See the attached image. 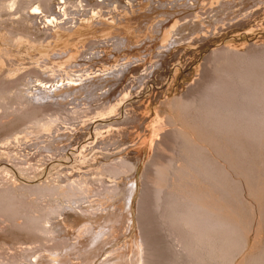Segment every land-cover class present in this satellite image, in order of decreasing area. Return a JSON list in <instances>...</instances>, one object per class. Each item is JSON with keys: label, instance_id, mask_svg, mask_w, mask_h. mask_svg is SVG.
<instances>
[{"label": "rangeland", "instance_id": "1", "mask_svg": "<svg viewBox=\"0 0 264 264\" xmlns=\"http://www.w3.org/2000/svg\"><path fill=\"white\" fill-rule=\"evenodd\" d=\"M46 2L0 0V194L4 190L11 193L7 201L13 199L17 212H22L13 221L5 201H1L4 207L0 202V261L26 259L39 247L64 251L77 229L95 220L116 217V226L120 225L116 240L93 256L92 264L118 248L138 251L140 258L147 250L153 264H195L186 249L187 232L179 223L172 227L168 219L167 205L179 195L178 200L182 196L183 201L185 197L187 202L201 205L228 226L227 231H217L218 237L216 232L210 236L211 240L213 235L217 237L219 246L215 247V238L206 243L212 244L208 251L212 255L205 252L210 245L205 250L200 248L202 255L206 253L212 258L203 255L206 261L201 264H264V127L257 128L259 120L250 117L239 119L244 120L243 131L248 134L235 127L213 126L214 116L208 114L213 102L204 100L205 92L214 86L217 88L210 91L227 92L224 98L230 100L236 111L253 109L254 113H264L263 104L252 107L253 104L230 94L236 90L245 92L256 82L264 83V68L258 67V63L264 64V0H229L230 7L224 11L220 9L225 0H73V7L70 3L64 12L67 18L55 23H47ZM113 5L117 6V13L107 11ZM168 5L170 9L166 10ZM35 7L43 13L35 12ZM189 14L193 17L186 18ZM53 15L58 17L56 20L65 17L62 12ZM69 16L77 18V26L79 19L89 21L82 24V35L71 41L54 29L72 26L75 19ZM99 18L102 22L97 21ZM162 19L164 35L154 31ZM176 19H180L176 31H188L183 39L186 44L180 46L177 54H164V58H169L164 60L160 74L149 75L145 81L140 79L144 83L139 81L129 88L130 92H126L127 84L113 87L115 83H111V90L126 87L123 96L116 92L112 104L117 102L118 109L114 113H95L97 107L102 109L108 104L82 106L83 101L92 103L93 99L77 97V101L70 103L58 101L59 98L42 99L37 94L39 87L35 88L38 85L31 84L39 77L50 80L54 67L47 60L70 55L63 65L71 70L70 61L83 60L84 50L90 49V45L110 42L109 37L114 39L115 34L125 36L128 41H121L126 47L109 49L102 59L106 63L100 61L94 66L113 69L115 62H134L138 58L141 66H147L157 58L163 43L178 36L168 25ZM112 61L115 64L110 66ZM141 70L136 73L138 78H142ZM241 77L248 85L240 82ZM126 80L122 77L116 85ZM111 90L109 93H114ZM119 98L122 102L117 101ZM70 104L73 107L69 108ZM206 108L210 110L207 112ZM57 118L71 122L60 123ZM52 119L54 123L50 124ZM73 119L85 121V125L80 127L81 122L74 123ZM71 123L77 127L75 131L63 130ZM59 129L64 131L62 138L57 135ZM255 129L260 131L254 134ZM120 161L127 165L126 172L109 177L106 167ZM158 187L160 193L156 192ZM114 188L118 190L116 194L112 193ZM130 189L128 199L132 203L126 198ZM63 192L74 196L85 192L100 205L85 209L89 215L79 213L73 217L72 233L51 236L44 232L43 221L58 208H65ZM63 209L62 213L67 214ZM114 209L115 217L107 215ZM33 216L39 218L36 220L43 231L22 226L26 218ZM121 216L125 218L120 224ZM49 218L57 219L53 215ZM70 260L83 264L82 257Z\"/></svg>", "mask_w": 264, "mask_h": 264}, {"label": "bare ground", "instance_id": "2", "mask_svg": "<svg viewBox=\"0 0 264 264\" xmlns=\"http://www.w3.org/2000/svg\"><path fill=\"white\" fill-rule=\"evenodd\" d=\"M69 1H70L71 4L68 1L66 2L64 0H48V2H46V3L48 4L49 8H47V10L45 8L46 11H44L47 14V15L44 14L45 17H46L47 23H55L56 21H64V19L67 18V16H65L64 12H65L66 9H68V5L69 4L72 6V1L73 0L72 1L69 0ZM112 1H115V0H112ZM222 5H224L225 7L223 6L220 9L221 11L228 10V8L230 7L229 6V0H225V2ZM65 6H66V8H65ZM190 6H192V4H190ZM44 7H46V6H44ZM87 7L89 9V6H87ZM116 8H117V6L113 5V6L110 7V9H107V11H111L113 13H117ZM131 8H132V5L129 6L130 10H131ZM164 8H166V10H168V9H170V6L168 5V6H165ZM33 10L35 12L40 13V14L43 13V12L41 13V11H40V9L38 7L33 8ZM48 11H50V12H48ZM59 12H62L65 17L63 16L64 17L63 19L56 20V18H58V17H55L53 14H58ZM90 16H94L92 14V12H90ZM191 16L193 17L192 14H189L188 16H186V18H189ZM45 17H43V18L45 19ZM72 18H73V20L75 19L74 16L70 17V19H72ZM76 20H77V18L74 21H71L73 23L72 26H70V25H68V26L64 25V26H61V27L57 26V27H54V29H58L63 35L66 36V38L69 39V41H71L74 38H76L78 35H82V31L84 30V27L82 26V24L84 25L85 23L89 22V21H87L88 20L87 18H85V20H84V18L83 19H79L78 22L80 23V26H77L76 25ZM97 21H101L102 22V19L99 18V19H97ZM163 21H164L163 19L160 20V26L158 27V29L154 30L155 32H161L162 35L165 34ZM179 23H180V19H176L173 22L168 24L170 29H173L174 30L173 32L175 34H178V36L174 37V39L172 41H170V43H167V42L165 44L163 43L162 44V49L159 50L156 53L157 58L154 59V60H150L149 63L147 64V66L146 65L145 66L144 65L141 66V64H140L141 59L140 58H138L137 61H134V62L127 61V60H125L124 63L115 62L116 65L113 67V69H110V67L105 68L104 66H99V67L98 66H94L95 63L100 62V61H103L102 63H106V62H104L105 60H102V59H103V57L106 58V55L109 53V51H111L109 49H112V50L115 51V50H119L121 47H124V46L126 47V43L123 44V42L121 41L123 39L128 41L125 38V36H120V35L115 34L114 39L109 37L111 39L110 42L105 41V43H103L102 45H99V44L98 45L97 44L90 45L91 46L90 49L84 50V58H83V60H81L79 62L76 61V60L75 61H70L69 63L72 64V69L71 70L70 69L66 70L64 68V65H63V62H65V61L70 59V55H68L66 58L47 60L49 66L51 65L52 68L54 67L53 68L54 71L53 70L51 71L52 75H51L50 80H48V79L47 80L46 79L43 80L41 77H39L37 79H34V82H31V84L34 83L35 86L38 85L35 88L39 87L37 94L42 99L45 98V99L48 100V98H50V100L51 99L53 100V99H58L59 98L58 101L60 100L62 102H67V103H70L71 101H77V100H75L77 97H79L80 99H83V98L93 99L94 101H92V103L91 102L87 103L86 101L82 100L83 101L82 102V106H88L89 104H91V105L108 104L109 105L108 107H104V108L101 107L102 109H100V108L98 109V107H97V109H96L97 111L95 110L96 111L95 113H100V112H105V111L106 112L107 111H110V112L112 111V113H114L113 110L116 111V109H118V103L117 102H114V104H112L113 101L116 100V92H119V93L122 92L121 96H123L125 94L124 90L126 89V87H124V89L113 88L114 86L115 87H122V86H125V84H127L129 86H128V89L126 90V92H130L129 88L135 87L139 83V81H141L140 79H144V81H145L146 77L149 76V75L152 76V74H154V73L160 74L158 71L162 70L163 64H164V60L166 61L167 57L169 58V56L164 58V54H168V55H171V53L177 54L178 51H180L179 50L180 46L181 45L183 46L184 44H186V42L183 39L188 36V33H187L188 31L186 30V28H183V29L181 28L182 31H176V26ZM193 23H194V25H197L196 22H193ZM183 33L185 34L184 36H182ZM51 35L53 36V34H51ZM177 43H179V44L176 46ZM63 52H65V51H63ZM70 52H71V50H70ZM57 55H58V57H60L61 56V52L57 53ZM173 56H174V54H173ZM115 63L112 61L110 63V66L115 64ZM48 64H46V65H48ZM258 64H259L258 67L264 68V64H261V63H258ZM93 68H95V71L91 70ZM140 68L142 70H144V71L141 70L142 74H140V75H142V78H138L139 75H136L137 72H140L139 71ZM55 70H57L58 72H55ZM87 70H88V72H87ZM77 71L78 72L80 71L81 73L78 74V73H76ZM122 77L124 79H127L126 82L125 83H121L120 86H117L116 85L117 81L118 80L121 81ZM242 77L240 78L241 79L240 82L242 84L246 85L247 83H249L246 80H242ZM44 81H46V83H44ZM111 83H115L113 85V87H112V90H111ZM142 83H144V82H142ZM142 83H140V85ZM107 85L108 86L110 85V87L108 88ZM141 87H142V85H141ZM244 87L247 88V86H244ZM136 88H138V87H136ZM210 88H212V90H213L214 88H217V87L212 86ZM210 88L208 89L209 91H210ZM222 89H224V88H222ZM226 89H227V87H226ZM110 90L113 91L114 93L110 94L109 93ZM211 91L209 93L205 92L206 95L204 96L205 97L204 100L207 101V102H213V106L209 107L210 109L212 108V110H210L208 108L210 110L209 111L206 108L207 112L209 111L208 114H211L212 117L214 116L212 118V120L214 119L213 122H214V124L216 122V124L213 125V126L219 127V125H222L221 128L223 127V125L226 128L228 126L231 127V128L235 127L238 131L246 133L245 131H247V130L243 131V128H244L243 121L244 120H241V122H242L241 123V122H239V119H242V118L245 119L246 117H250V118H253L255 120H259L258 123L255 124L257 126V128L264 127V113H254L253 111H255V110H253V109H252L253 111L251 110L252 112L250 110H249L250 112L247 111V110H245V112H242L240 110L238 111V109L236 111L235 110L236 108H233V106L229 103L230 100H229V102H227V100H225V98H224V95H225V97L228 95L227 92L223 93V92H225L223 90H221L223 92H219V91L215 92V90H214V92H215L214 93V92H211ZM230 92H231V90L228 91V93H230ZM230 94H232V96H231L232 98H233V96H237V97L242 98L248 104H251V105L253 104L252 107L254 105L256 107L258 104H260L259 106H262L261 104L264 105V83H262V82L261 83L256 82L254 84H251V87L247 88V90L245 92L244 91L243 92H238L236 90V91H234V92H232ZM230 94H229V96H230ZM30 96H33V94L30 93ZM34 96H36V95H34ZM123 99H124V97H123ZM98 100H101V101H98ZM120 100H121L120 98L117 99L118 102ZM120 102H122V101H120ZM246 102H245V104H247ZM228 103H229L230 106L228 105ZM71 106L72 105L70 104L69 108ZM202 108H204V107H202ZM206 109H204V110H206ZM204 112H205V114H207L206 111H204ZM205 117H207L209 119L208 115L205 116ZM57 120L60 121V123L62 122V123H65V124H67V122H68L67 120L65 121V119H58L57 118L56 121ZM51 121L53 122V119L50 120L49 122H51ZM76 121L78 123L79 120L78 119H73L72 120V122H74V123ZM52 122L50 124H52ZM70 122H68V124ZM79 122H81L80 123L81 125L78 124L80 127L81 126L83 127L85 125V121L82 122L80 120ZM217 124H219V125H217ZM58 125H60V124L58 123ZM52 128H54V127H52ZM76 128H75V125L71 123V126H68V128H64L63 130L71 129V130L75 131ZM63 130H61V131H60V129L58 130V131H60V132L57 133L58 137H61ZM257 130L258 129L252 130V132H254V134H256ZM258 131H260V130H258ZM248 133L249 132L247 131V134ZM52 144L53 143H51V145ZM55 144H56V142H55ZM109 145H111V144H109ZM51 147L53 148V145ZM44 148H45V145H44ZM207 162H208V160H207ZM123 163L124 162H121L120 164L115 163V165H113V166H111L112 164H110V167L107 166L108 168L106 167V171L108 172L107 173L108 176L112 177V178H115L118 174H121L124 170H127V167H126L127 165L125 166V163L124 164ZM203 164H205V162ZM207 166L205 168H207ZM124 172H126V171H124ZM123 190H124V188H123ZM160 191H161V188L158 187L156 189V192L160 193ZM117 192H118L117 188H114L112 193L116 194ZM131 192H132V189H130L127 192V195H126L127 199L129 198V196H131ZM4 193H5V190H4ZM4 193H1L2 195L0 194V202L1 201H5V203L7 205L6 206L7 207V211L8 212L10 211V213H9L11 215L10 217H11V219L13 217L12 220L14 221L16 219L14 217H17V214L22 213V212H19V213L17 212V210H18L17 206H16L17 203L14 202L13 199H10L9 201H7V199L9 197L11 198L12 194L11 193H7V192L5 194ZM56 193H59V192H56ZM83 193H85V192H83ZM83 193H81L82 195H78V196L72 195L71 192H63L62 193V195H64L65 200L67 202V205L64 208L65 211H66L65 213H67V214H63L62 213L63 212L62 211L63 208L62 209L58 208L59 209L57 211L58 213L55 212V213L49 214L50 215L49 217H51V215H53V216L57 217V219L55 218L54 220H52L53 218H49L48 215H47L48 218H46V221L45 220L43 221V223L45 225L43 223H41V224H43L42 226H45L43 230H44V232L46 234L51 235V236H56L57 233L58 234L60 233L61 236H62V234L66 235V234L72 233L73 230H74L73 229L74 225L72 224V222L74 221L73 217H76L79 213L80 214H86L87 213L89 215L88 212L84 211L85 209H88L89 207H93V205H100L99 202L97 203V202L89 199L88 198L89 195H85ZM75 195H77V194H75ZM176 196L173 198V200H171L169 202V205H167V206H169V213H167L168 210H167V212H165V218H167L169 216L168 219H169L171 225L173 224L172 227L174 226V223L176 225H177V223H179L178 226L182 227L187 232V235H186V237H187L186 238L187 245H186V243H185V245L187 246L186 249L188 251V255L189 256H193V258L195 260V264H201L204 261H206V260H204L205 257L203 255H205V256H208L210 254L212 255V251H211V253H209L210 252L209 250L213 248L212 244L211 245L209 244L211 246V248L208 247L209 246L208 244H206V243H209L210 241L213 242L212 240H213V238H215V235H213V238L211 240L210 239L212 237L211 234L216 232V236H217V231H219V232L220 231L221 232L222 231H227L228 226L224 222H222L221 220L215 219L213 217V214L211 212L209 214L208 213L209 211H206L207 209L204 210L205 208L201 207V205L198 206V204H194V202L191 203L192 201H190L189 199H188V201H190V202H187L186 201L187 199L185 197L183 198V199H185L183 201L182 198H181L182 196L179 198L180 200H178L179 195H178V197H176ZM128 200H129V203H132L131 199H128ZM3 204H4V202L3 203L1 202L2 207L5 206V205L3 206ZM62 207H64V206H62ZM102 209H103V207H101L99 210H96V212H99ZM115 209L112 212H108L107 215H109V216L110 215L112 216V214L116 215L115 214V212H116ZM164 209H165V207H164ZM121 211H122V209H121ZM50 212H51V210H50ZM166 213L169 214V215L167 216ZM92 215H94V214H92ZM60 216H61V219L58 218ZM33 217L34 218H32V217L31 218H26V220H24L25 221L24 224L23 225L21 224V225L25 226V227H28L30 229H34L35 231L36 230H42V227L40 226L41 227V229H40V227L38 226V223L40 221L37 222V220H36V219H39V218H37V217L35 218V216H33ZM112 217H115V216H112ZM115 218H111L110 219V217H109L107 220L102 219L104 221H102V220L101 221L95 220L93 222L91 221L92 224L85 225V226L77 229L75 231L76 236L74 237V240L71 241L70 245L67 246L66 248L63 246L65 248L64 251H61L60 248L59 249H51L52 248L51 247L50 249H48V248L46 249L44 247L43 248L39 247L36 252L30 253L27 256L26 259L17 260V261L14 260V262L10 261L11 263L9 261H7L9 263H7V262L2 263L3 261L2 262L0 261V264H67L68 261H70V264H74V262L72 260H70L71 257H78V258L82 257L81 262L83 264H92L93 256L99 255V253H101L100 251H102L104 248H106L112 242H114L116 240L117 233L119 231V230L116 231V229H118V228L120 229V225L116 226V224H117L116 221L117 220L115 221ZM123 218H125V217L121 216V217H119V219L117 218L119 220L120 224L122 223ZM165 218H162V219H165ZM165 221H166V219H165ZM63 222H65L66 225H63ZM174 227H176V226H174ZM180 227H178V228H180ZM30 229H28V230H30ZM172 229H174V228H172ZM46 230H50V231H46ZM52 230H55L56 233L51 232ZM58 234H57V236H58ZM183 234L185 236L186 233L184 232ZM81 235L84 236V237H81ZM217 237L214 239V241L217 240ZM82 239H83V241L80 242V240H82ZM77 240H79V242H76ZM141 240H142V238H141ZM145 241H143V242H145ZM182 241L184 242V240H182ZM214 243H217V244H215V247H216V245L219 246L221 244V243L218 244V240H217V242L215 241ZM214 243H213V246H214ZM143 244L144 243H142V245ZM204 244H206V245H204ZM59 245H63V244L59 243ZM206 246L208 247V250H205ZM201 247L205 250V252L207 251L206 253H208V255L206 253L202 255V253H201V249L202 248ZM53 248H55V246ZM144 248H145V246H144ZM29 251H30V249H29ZM29 251H27V252H29ZM31 251H33V249H31ZM142 254H144V255H142V258H140L138 251H133V252H131V251H121V249L118 248V249L114 250L113 252L108 253L106 255V257L104 259H102L101 261H99L97 264H153V261H151V258H150V256L152 257V254L147 252V250H144V252ZM207 259L210 260L212 258L211 257L209 258V256H208ZM207 264H209V263H207Z\"/></svg>", "mask_w": 264, "mask_h": 264}]
</instances>
